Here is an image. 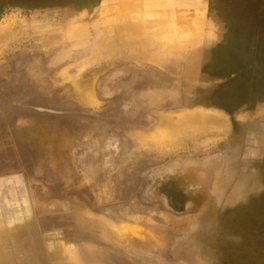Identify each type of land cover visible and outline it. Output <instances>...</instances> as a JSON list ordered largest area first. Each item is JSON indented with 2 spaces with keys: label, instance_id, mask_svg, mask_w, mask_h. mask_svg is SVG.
I'll list each match as a JSON object with an SVG mask.
<instances>
[{
  "label": "rangeland",
  "instance_id": "374dc122",
  "mask_svg": "<svg viewBox=\"0 0 264 264\" xmlns=\"http://www.w3.org/2000/svg\"><path fill=\"white\" fill-rule=\"evenodd\" d=\"M124 1L0 0V264H264V0H134L159 45ZM195 112L224 132L152 135Z\"/></svg>",
  "mask_w": 264,
  "mask_h": 264
},
{
  "label": "bare ground",
  "instance_id": "6f19581e",
  "mask_svg": "<svg viewBox=\"0 0 264 264\" xmlns=\"http://www.w3.org/2000/svg\"><path fill=\"white\" fill-rule=\"evenodd\" d=\"M122 1H124V0H122ZM128 1H129V0H128ZM133 1H134V0H131L132 4H131L130 2H127V0L124 1L125 5H126L127 7H125L124 4H123V5L121 4L124 8H127V9L121 8L122 10L124 9L123 14L121 13V12H122L121 9H118V10H119V11H118V14H119V19H120V20H123V19H124V17H123L124 15H125L126 18H128V17H129V18H132V17L130 16V14H131L132 12H133V13H132L131 15H133L135 12H137V10H141V9H142V8H141L142 5H140V4H141L140 0H139L140 4L136 3V5L138 4V6L140 7L139 9H138V7H137V8L133 7V4H135V3H133ZM156 1H157V0H156ZM156 1H155V2H156ZM163 1H164V0H163ZM134 2H136V1H134ZM137 2H138V0H137ZM159 2H160V0H159ZM127 3H130V4H127ZM149 4H150V2H149ZM149 4H148L147 7H146L147 9H148V7L150 8ZM121 5H120V7H121ZM162 5H163V2H162ZM129 6H132V7L134 8L132 12H131L132 7H129ZM134 6H135V5H134ZM128 7H129V8H128ZM160 7H161V9H162V6H160ZM118 8H119V7H118ZM128 9H130V11H129ZM125 10H126V11H125ZM127 10H128V11H127ZM144 10H145V9H144ZM148 10H149V9H148ZM157 10H158V9H157ZM120 11H121V12H120ZM134 11H135V12H134ZM141 11H142V10H141ZM124 12H125V14H124ZM128 12H131V13H129V16L127 17ZM120 13H121L123 19L120 17V16H121ZM139 13H140V12H137V14H139ZM166 13H167V12H166ZM116 14H117V13H116ZM135 14H136V13H135ZM142 14H144V13H142ZM156 14H157V16H161L162 14H165V12L162 13L161 15H158L159 13H156ZM140 15H141V13L139 14V16H140ZM145 15H146V14H145ZM175 15H176V14H175ZM141 16H142V15H141ZM143 16H144V15H143ZM151 16H152V12H151ZM151 16H148V18H147L146 16H145V17H146V19H149V20H151V19H154V20H155V19H156L155 16H154V14H153L152 17H151ZM164 16H168V14H166V15H164ZM164 16H163V17H164ZM177 16H178V15H177ZM135 17H137L136 19L140 18V20L138 19L139 21H141V20L143 21V20H144L143 23H144L145 20H146V19H142L141 17H138V15H135V16L133 17V18H134V21L136 20ZM145 17H144V18H145ZM149 17H151V18H149ZM153 17H154V18H153ZM163 17H162V18H163ZM126 18H125V19H126ZM133 18H132V19H133ZM157 18H158V17H157ZM119 19H118V20H119ZM160 19H161V18H160ZM127 20H130V19H127ZM138 20H137V21H138ZM149 20H148V21H149ZM157 20H158V21H157ZM157 20H155V22L157 21L158 23H160V22H159V21H160L159 18H158ZM176 20H178V21H176ZM139 21H138V22H139ZM142 21H141V22H142ZM152 21H153V20H152ZM152 21H151V22H152ZM161 21H162V19H161ZM166 21H167V20H166ZM166 21H165V17H164V22H162V24H163L164 26H165V24H166V23H165ZM175 21L177 22L176 24H178V22H179V18H176ZM123 22H124V21H123ZM138 22H137V23H138ZM146 22H147V21H146ZM157 22H156V23H157ZM167 22H168V21H167ZM181 22H182V21H180L179 24H182ZM118 23H120V22H118ZM121 23H122V22H121ZM126 23H127V24L124 23L123 25H124V26H125V25H128V22H126ZM132 23H133V22H132ZM139 23H140V22H139ZM139 23H138V24H136V23L134 24V23H133V25H130V27L133 28L134 25H135V27H136V25H139V26H138V29L136 30L137 32H139V31H140L139 27H141V25L143 26V24H141V23L139 24ZM149 23H150V22H149ZM149 23L147 22L146 25L149 24ZM156 23L152 24L151 26H153V25L156 26ZM130 24H131V22H130ZM162 24L160 23L159 25H160L161 27H163ZM179 24H178V25H179ZM183 24H186V23L183 22ZM119 25H120V24H119ZM159 25L157 26L158 28H157V27H154L155 30H154V28H153V30L156 31V28L159 30V29H160V28H159ZM178 25L176 26V28L178 27ZM166 26H167V25H166ZM166 26H165V27H166ZM180 26H181V25H180ZM182 26L184 27L185 25H182ZM117 27H119V26H117ZM121 27H122V25L120 26V28H121ZM127 27L129 28V26H127ZM143 27H144V26H143ZM145 27L147 28V27H150V26H145ZM145 27H144V29H145ZM165 27H163V29H160V32L157 30L156 33H157L158 35H159L160 33H162V36L160 35L161 37L158 38L157 41L155 40V39H157V36H156L157 34L155 35L156 38H153V37H152L153 39L151 38V40L157 42V44H158V41H159V43H161V39H162V37L164 36V34H163L164 29H166L165 31L167 32V27H166V28H165ZM120 28H119V29H120ZM125 28H126V27H125ZM125 28L122 27V29H121V31H119V33L122 32L123 29L126 30ZM178 28H180V27H178ZM178 28H177V29H178ZM181 28H182V27H181ZM129 29H130V28H129ZM129 29H127V31H125V32L123 31V32L126 33V34H128V35H135V34H137V32L135 31L136 28L134 29V34H130V33H133V32H131V31H133V30H132V29L129 30ZM151 29H152V27H151ZM151 29H148V28H147V30H149L148 33L150 34V33L152 32V33L154 34L155 32L152 31ZM174 29H175V28H174ZM174 29H173V33H175L176 30H177V29H175V32H174ZM182 29H183V28H182ZM115 30H116V28H115ZM117 30H118V28H117ZM117 30L114 31V33H113V36H114V37L112 36L110 39L113 38V39L115 40V38H117V37H115V35L117 36V34H115V32H118ZM128 30H129L130 32H129ZM138 30H139V31H138ZM161 30H163V31L161 32ZM179 30H181V29H179ZM179 30H178V31H179ZM142 31H143V29H142ZM150 31H151V32H150ZM178 31H177V32H178ZM181 31H183V30H181ZM127 32H129V33H127ZM135 32H136V33H135ZM166 32H164L166 37H167V36L169 37V34H172L171 36L174 35L173 33H171L172 31H171L170 33H169V31H168L169 34L166 33ZM183 32H184V31H183ZM140 33H141V32H140ZM140 33H139V34H140ZM143 33H146V34H147V31L145 30V32H143ZM178 33H179V32H178ZM114 34H115V35H114ZM126 34H125V35H126ZM180 34H182V33H180ZM183 34H184V33H183ZM121 35L125 36L124 34H121ZM137 35H138V34H137ZM151 35H152V34H151ZM176 35H177V33H176ZM165 36H164V38H165ZM171 36H170V37H171ZM121 37H122V36H121ZM149 37H151V36H149ZM149 37L145 35V39L147 38V39H148V42H149V40H150ZM168 37H167V39H166L167 44H168V40H169V39L171 40V38L169 37V39H168ZM173 37H175V35H174ZM178 37H179V36H178ZM134 38H135V37H134ZM164 38H163V40H164ZM176 38H177V36H176ZM176 38H172V41H170V45H171L172 43L174 44V42H175V45L177 44L176 41H178V40H174V42H173V39H176ZM184 38H185V37H184ZM184 38H183V39H184ZM189 39H190V38H189ZM192 39H193V38H192ZM140 40L143 41V40H144V37H143V38L141 37ZM151 40H150V42H152ZM163 40H162V42H166L165 40H164V41H163ZM133 41H134V40H133ZM133 41H132V44H133L134 48H135V44H134V43H136V42H137V43L139 42V45L141 46L140 41L137 40L136 42L134 41V43H133ZM145 41H146V40H145ZM179 41H181V40H179ZM128 42H129V41H128ZM171 42H172V43H171ZM119 43H120V42H119ZM130 43H131V42H129L128 44H130ZM137 43H136V44H137ZM145 43H146V42H145ZM195 43H196V42H195ZM122 44H125V43H122ZM161 44H162V43H161ZM173 44H172V45H173ZM188 44H189V43H188ZM188 44L186 43V45H188ZM139 45H137V46H139ZM158 45H159V44H158ZM158 45H157V47H158ZM164 45L166 46V43H165ZM170 45H169V48L172 46V45H171V46H170ZM193 45H194V44H193ZM153 46H154V44H153ZM153 46H152V47H153ZM161 46H162V45H161ZM161 46H160V48H163V47L165 48V46H163V47H161ZM167 46H168V45H167ZM173 46H174V45H173ZM188 46H189V45H188ZM149 47L152 48L151 46H149ZM150 48H149V50H151ZM164 48H163V49H164ZM166 48H167V47H166ZM136 49H139V48H136ZM163 49H162V50H163ZM167 49H168V48H167ZM171 49H172V48H170V51H171ZM139 50H140V49H139ZM139 50H138V51H139ZM155 50H156V49H155ZM162 50H161V52H162ZM142 51H143V49H142ZM163 51H165V49H164ZM143 52H144V51H143ZM143 52H142V53H143ZM145 52H147V51L145 50ZM152 52H153V51H152ZM155 52H157V55H159L158 53L162 54L161 56H163V54H165V53H163V52L161 53L160 51L158 52V48H157V50H156ZM155 52H153V54H154ZM147 54H148V53H147ZM150 54H151V53H150ZM24 60H25V59H24ZM24 60H22V61L24 62ZM25 61H26V60H25ZM24 65H26V63H25ZM82 65H83V67H84V64H82ZM78 66H79V65H78ZM68 67H69V66H68ZM68 67H67V68H68ZM76 67H77V66H76ZM76 67H75V68H76ZM80 67H81V65H80ZM75 68H74V69H75ZM67 70H71V67H70L69 69H67ZM67 70H66V71H67ZM78 70H79V68H78L77 70H75V71H78ZM61 71H62V70H61ZM75 71H74V74H75ZM89 71H90V70H89ZM71 72H72V70L69 71L70 74H71ZM62 73H64V72L62 71ZM65 74H67V73L65 72ZM79 74H81V71H80V70H79ZM68 75H69V74H68ZM71 75H72V74H71ZM76 75L79 76L78 74H76ZM76 75H75V76L73 75V76H74V77H73L74 79H75V77L77 78ZM129 75H130V74H129ZM62 76H63L64 78H67V76L64 75V74H63ZM68 77H70V76H68ZM79 77H80V76H79ZM70 78L73 79L72 76H71ZM70 78H69V79H66V82H69V81L71 80ZM78 79H79V78H78ZM127 79H128V78H127ZM67 80H69V81H67ZM80 80H81V79H80ZM88 80H89V78H88ZM75 81H76V80H75ZM84 81H85V80H84ZM70 82H71V81H70ZM77 82H78V81H77ZM85 82H86V81H85ZM92 82H93V81H92ZM43 83H44V82H43ZM75 83H76V82H75ZM86 83H87V82H86ZM93 83H94V82H93ZM93 83H91V84L89 83V84L92 85ZM104 83L106 84L105 81H104ZM89 84H88V85H89ZM47 85H48V84H47ZM76 85H77V84H75V87H76ZM86 85H87V84H86ZM88 85H87V86H88ZM115 85H116V84H115ZM71 86H72V85H71ZM78 86H81V85L78 84ZM78 86H77V88H78ZM94 86H96V85H94ZM102 86H104V85H102ZM109 86H110V85H109ZM109 86H108V87H109ZM85 87H86V86H85ZM85 87L83 86V88H79V89H80L79 91H81V93H82V90H83ZM89 87H90V86H89ZM89 87H88V90L92 88V87H91V88H89ZM98 87H99V86H98ZM110 87H111V86H110ZM105 88H106V87H105ZM114 88H115V87H114ZM85 89H86V88H85ZM85 89L83 90V92L85 91ZM92 89H93V88H92ZM96 89H97V88H96ZM101 90L104 91L103 89H101ZM107 90H108V89H107ZM107 90H106V91H107ZM85 92H87L85 96L88 97L87 94H88L89 91H85ZM90 92H91V91H90ZM94 92H95V91H94ZM110 92H111V91H110ZM112 92H113V91H112ZM112 92H111V93H112ZM92 93H93V92H92ZM104 93H105V92H104ZM104 93H103V94H104ZM83 94H84V93H83ZM90 94H91V93H90ZM90 94H89V96H90ZM41 95H42V94H41ZM100 95H101V94H100ZM108 95H109V93H108ZM113 95H114V94H113ZM91 96H92V95H91ZM109 96H110V95H109ZM96 97H97V96H96ZM99 97H100V96H99ZM89 98H90V99H88V98H85V99H88L89 101L91 100V101H92L91 103H93V100H94L93 97H92V98L89 97ZM107 98H108V96H107ZM92 99H93V100H92ZM88 100H87V102H88ZM94 101H95V100H94ZM220 104H221V103H220ZM222 104H223V103H222ZM220 106H221V105H220ZM208 108H209V107H208ZM220 108H221V107H220ZM196 111H197V110H196ZM179 114H180V113H179ZM161 115H162V116H167V115H164V114H161ZM171 115H172V114H171ZM176 115H177V114H176ZM180 115L183 117L182 120H180L181 116H179L180 118L178 117L179 119H177V117L174 116V117H176L175 120L177 119V121H175V122H171V121H173L174 117H172V116H170V115L168 114V116H169L170 118L172 117V120L170 119V121H169V120H168V118H169L168 116H167V117H168V118H167L168 122L166 121L167 123L161 120V123H162V122H164V124L166 123L165 125H163V124L161 125V126H164V131H163V127H162V128H158V129H161V132H159V130H158V131L156 130V131H154L153 133H154V134H155V133L157 134V132H158V134H159V133H162V134H163V137H169V138H171V139H173V138H174V139H175V138L177 139V137H181V136H184V137H185V135L187 136V134H190V135H189L190 137H191L193 134L197 136L196 133H197L198 131L201 132V130H204V129L208 130V131L211 132V133H215V134H219V135L222 134V133L224 132V130H225V124L222 123V121H220V120H218V119H215V117H212V116H210V115H206V114L204 115V114L197 113V112H195L194 114H189V115L186 114V115H184V116H183V114H180ZM211 115H212V114H211ZM157 116H160V115H157ZM157 116H156V117H157ZM213 116H214V115H213ZM215 116H216V115H215ZM218 117H219V116H218ZM154 118H155V117H154ZM160 118H161V117H160ZM157 119H158V118H157ZM165 119H166V118L163 117V120H165ZM66 122H67V121H66ZM157 122H158V121H157ZM157 122H154V123H157ZM169 122H171V123H169ZM63 123H64V122H63ZM65 124H66V123H64V125H65ZM158 125H159V124H158ZM161 126H157V127H161ZM151 127H152V126H151ZM154 127H155V126H154ZM67 128H68V127H67ZM152 128H153V127H152ZM93 129H94V128H93ZM206 130H205V131H206ZM147 131H148V130H147ZM147 131H145V132H147ZM153 133H152V135H153V136H156V134L154 135ZM146 134H147V133H145V135L143 134V135H144L143 137H145V136L147 137ZM191 134H192V135H191ZM200 134H201V133H200ZM194 135H193V137H194ZM141 136H142V135H141ZM161 136H162V135H161ZM161 136H160V138H161ZM198 136H199V134H198ZM149 137H152V136L150 135ZM205 137H206V136H205ZM218 137H219V136H218ZM141 138H142V137H141ZM155 138H156V137H155ZM185 138H186V137H185ZM196 138H198V137H196ZM150 139H151V138H150ZM152 139H153V138H152ZM157 139H158V137H157ZM174 139H173V140H174ZM189 139H190V138H189ZM162 140L164 141V139H162ZM167 140H168V138H167ZM167 140L165 139V141H167ZM169 140H170V139H169ZM191 140H193V139L191 138ZM105 141H106V140H105ZM145 141H147V140L145 139ZM163 141H162V142H163ZM176 141H177V140H176ZM178 141H180V140H178ZM178 141H177L176 143H178ZM148 142H150V140H149ZM153 142H157V141H152L151 143H153ZM174 142H175V140H174ZM158 143L161 144V141L159 140ZM163 143H164V142H163ZM169 143H170V141H169ZM169 143H168V145H169ZM166 144H167V143H166ZM170 144L174 145L173 142L170 143ZM168 145H167V146H168ZM205 147H206V146H205ZM23 149H24V148H23ZM129 150H130V149H129ZM157 150H158V149H157ZM154 152H155V151H154ZM156 153H157V152H156ZM123 156H124V154H123ZM151 156H152V155H151ZM7 202H8V201H7ZM23 203H24V202H23ZM28 204H29V203H28ZM22 207H23V206H22ZM25 207H26V206H25ZM28 207H29V205H28ZM23 208H24V207H23ZM14 212H15V211H14ZM14 212H13V213H14ZM22 213H23V212H22ZM25 213H27V212H25ZM5 214H7V213L5 212ZM8 215L10 216L9 213H8ZM8 215H7V216H8ZM30 216H31V215H30ZM27 218L29 219V217H27ZM61 219H62V218H61ZM29 220H30V219H29ZM29 220H28V222L30 223L31 220H30V221H29ZM43 220H44V219H43ZM36 221H37V220H36ZM38 221H39V219H38ZM38 221H37V223H38ZM48 221H49V220H48ZM50 221H51V220H50ZM28 222H27V224H28ZM33 222H35V220L32 221V223H33ZM40 222H41V220H40ZM45 222H46V220H45ZM45 222H44V223H45ZM56 222H57V221H56ZM49 223H50V222H49ZM59 223H62V222H59ZM33 224H34V226H35V223H33ZM55 224H56V223H55ZM28 225H30V224H28ZM43 225H44V224H43ZM45 225L47 226L48 223L45 224ZM51 225H52V224H51ZM53 225H54V224H53ZM58 225H59V224H58ZM41 226H42V225H41ZM25 227H26V226H25ZM35 228H36V227H34V230H35ZM69 228H70V227H69ZM27 229H28V228H27ZM27 229H26V230H27ZM29 230H30V228L28 229V231H29ZM30 232H31V231H30ZM30 232H28V234H29ZM32 232H34V231H32ZM35 233H36V232H35ZM26 234H27V233H26ZM23 235H25V234H23ZM35 235H36V234H35ZM26 236L28 237V235H26ZM33 236H34V235H33ZM33 238H34V237H33ZM33 238H32V239H33ZM36 238H37V237H36ZM36 238H35V239H36ZM28 239H30V238H28ZM25 240H26V238H25ZM28 241H29V240H28ZM33 241H36V240H33ZM25 242H26V241H25ZM28 243H29V242H28ZM28 243H27V244H28ZM27 244H26V245H27ZM30 244H31V243H30ZM38 244H39V243H38ZM38 244L36 243V245H35V243H34L35 246H37ZM28 245H29V244H28ZM28 247H29V248H28V249L26 248V250H31V251H32V248L30 249L31 245L28 246ZM39 247H40V246H39ZM33 248H35V247L33 246ZM40 249H41V248H40ZM24 250H25V249H24ZM33 250H34V249H33ZM41 250H42V249H41ZM36 251L38 252V249H37V248H36ZM21 252H22V251H21ZM23 252H24V251H23ZM25 252H26V251H25ZM32 252H33V251H32ZM28 253H29V252H28ZM38 253H39V252H38ZM42 253H43V252H42ZM42 253H41V254H42ZM32 254H34V253H32ZM43 254H44V253H43ZM22 255H23V254H22ZM27 255H28V254H27ZM36 255H37V254H36ZM36 255H35V256H36ZM32 256H34V255H32ZM43 256H44V255H43ZM43 256H42V259H45V258H43ZM31 258H32V257H31ZM32 259H33V258H32ZM32 259H31V260H32ZM35 259H36V258H35ZM35 259H34V260H35ZM28 260L30 261V259H28ZM34 260H33V263L36 262V260H35V261H34ZM45 260H46V259H45ZM45 260H44V262H45ZM1 261H4V260H1ZM5 261H6V260H5ZM9 262H10V261H9ZM9 262H8L7 264H9ZM26 262H28V261H25V263H26ZM37 262H38V261H37ZM46 262H48V261H46ZM46 262H45V263H46ZM0 263H1V262H0ZM2 263H3V262H2ZM5 263H6V262H5ZM10 263H14V261H13V262L11 261ZM29 263H30V262H29ZM3 264H4V263H3ZM19 264H20V263H19ZM21 264H22V263H21ZM27 264H28V263H27ZM31 264H32V263H31ZM34 264H35V263H34ZM40 264H41V262H40ZM42 264H44V263H42Z\"/></svg>",
  "mask_w": 264,
  "mask_h": 264
},
{
  "label": "crops",
  "instance_id": "0c3cea01",
  "mask_svg": "<svg viewBox=\"0 0 264 264\" xmlns=\"http://www.w3.org/2000/svg\"><path fill=\"white\" fill-rule=\"evenodd\" d=\"M19 15H9L4 21V24L1 26L2 28H0V32L3 34H11L12 36L17 35L18 32H20V29L25 26L23 25V22L25 21L24 19H20ZM22 24H18L21 23ZM72 24L76 25V27L78 28L77 31L71 32L69 31L67 33V37L68 38H72V39H80L79 36L77 35L76 32L79 31H84L85 28L88 27V24L85 22V20H80L77 21L76 23H68L67 26H71ZM23 25V26H22ZM49 27V31H55L56 32V25L53 26H48L47 24L45 25V28L47 29ZM30 29L33 32V36H38V38H40L41 33H42V29H43V24H42V20L41 19H35L31 22L30 24ZM79 30V31H78Z\"/></svg>",
  "mask_w": 264,
  "mask_h": 264
},
{
  "label": "trees",
  "instance_id": "16d2710c",
  "mask_svg": "<svg viewBox=\"0 0 264 264\" xmlns=\"http://www.w3.org/2000/svg\"><path fill=\"white\" fill-rule=\"evenodd\" d=\"M1 6H3V4L6 5V7H26L27 4L25 3V0H4V2H1Z\"/></svg>",
  "mask_w": 264,
  "mask_h": 264
},
{
  "label": "flooded vegetation",
  "instance_id": "af4514ba",
  "mask_svg": "<svg viewBox=\"0 0 264 264\" xmlns=\"http://www.w3.org/2000/svg\"><path fill=\"white\" fill-rule=\"evenodd\" d=\"M142 102H143V104H144V103H145V104H147V102H146V101H144V100H143Z\"/></svg>",
  "mask_w": 264,
  "mask_h": 264
}]
</instances>
